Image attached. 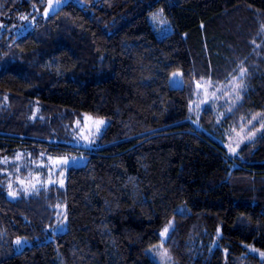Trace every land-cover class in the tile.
<instances>
[{
    "label": "trees",
    "instance_id": "trees-1",
    "mask_svg": "<svg viewBox=\"0 0 264 264\" xmlns=\"http://www.w3.org/2000/svg\"><path fill=\"white\" fill-rule=\"evenodd\" d=\"M46 7L0 0V264H155L146 251L166 227L176 264H264V129L233 155L224 145L264 119V0ZM241 70L225 112L194 109L198 82ZM84 114L108 120L101 147L56 142ZM20 153L86 162L62 187L11 198L3 160ZM18 238L31 245L15 252Z\"/></svg>",
    "mask_w": 264,
    "mask_h": 264
},
{
    "label": "rangeland",
    "instance_id": "rangeland-1",
    "mask_svg": "<svg viewBox=\"0 0 264 264\" xmlns=\"http://www.w3.org/2000/svg\"><path fill=\"white\" fill-rule=\"evenodd\" d=\"M71 0H47V7L42 16L47 18L58 8ZM27 28H31V21L26 20ZM180 72L176 71L172 78L174 86L181 85ZM241 75L232 78L230 81L217 84L212 81L197 83V97L193 104L196 111L202 110L206 105H214L222 114L237 100H239L243 84L240 81ZM102 121V123H101ZM108 120L104 117H95L84 114L77 120L72 128L68 129L66 136L56 140L65 146L79 148L82 150H94L100 148L99 137L105 130ZM257 124V125H256ZM264 129V119L261 116L254 117L246 126L239 129H229L225 132V147L229 154L237 153L239 147L255 138ZM86 162L84 154L68 153L58 157H51L40 153L36 157L30 154L20 153L15 158L3 160L5 169L1 171L5 176V187L9 190L8 196L17 198L21 195H31L40 190H48L50 186L62 187L65 182L66 172L71 166L83 165ZM180 211L183 208L179 209ZM54 228L55 232L65 230L66 213L62 205L54 206ZM167 232L161 235V241L147 249L148 256L155 264H176L171 254L165 247ZM20 241L17 244V241ZM14 251L18 252L31 245L25 238H18L14 242ZM252 252L264 259V252L253 249ZM166 254V255H165Z\"/></svg>",
    "mask_w": 264,
    "mask_h": 264
},
{
    "label": "snow or ice",
    "instance_id": "snow-or-ice-1",
    "mask_svg": "<svg viewBox=\"0 0 264 264\" xmlns=\"http://www.w3.org/2000/svg\"><path fill=\"white\" fill-rule=\"evenodd\" d=\"M154 19H155V17H154ZM243 75H244V70H241V77H243ZM101 123H102V121H101ZM167 231H168V228L166 227V228L164 229V232L161 233V235H164ZM19 243H20V241L18 240V241H17V244H19ZM165 255H166V254H165Z\"/></svg>",
    "mask_w": 264,
    "mask_h": 264
}]
</instances>
